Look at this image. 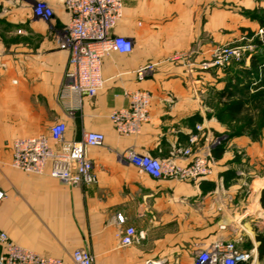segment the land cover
<instances>
[{"label": "crops", "instance_id": "crops-1", "mask_svg": "<svg viewBox=\"0 0 264 264\" xmlns=\"http://www.w3.org/2000/svg\"><path fill=\"white\" fill-rule=\"evenodd\" d=\"M38 1L54 10L49 22L34 16ZM259 6L264 2L124 0L113 31L134 48L105 57L104 88L71 114L60 98L69 65L68 50L59 46L69 21L64 0H0V188L6 192L0 233L66 264L79 248L92 253L93 264H196L197 253L218 241H234L253 253L248 264H264V84L260 78L250 84L248 99L224 96L233 91L228 80L235 70L215 63L219 47L257 35ZM150 63L153 71L140 79L138 68ZM133 90L152 94L150 119L139 133L124 135L110 113L127 106L125 93ZM240 99V109L231 104ZM58 122L67 126L62 142L51 140L58 149L84 131L104 133V144L89 149L95 184H67L47 174L50 165L45 174L12 165L16 138L50 135ZM218 137L223 144L210 148ZM178 148L209 152L213 173L193 181L155 179L125 156L132 150L188 164L193 156ZM129 227L136 241L123 245L120 235Z\"/></svg>", "mask_w": 264, "mask_h": 264}, {"label": "built area", "instance_id": "built-area-1", "mask_svg": "<svg viewBox=\"0 0 264 264\" xmlns=\"http://www.w3.org/2000/svg\"><path fill=\"white\" fill-rule=\"evenodd\" d=\"M69 14V21L59 38V46L69 52V65L60 90L61 102L69 113L80 111L85 97L96 96L105 86L103 62L111 52L129 53L133 42L125 36L114 33V28L123 16L124 0H64ZM35 17L49 22L54 10L45 1H38L33 7ZM264 34V29H259ZM239 46L225 45L216 51L215 63L222 65L226 60L238 57ZM179 56H175L178 59ZM154 69V64L138 68L137 75L145 78ZM129 104L114 108L110 119L120 134L131 135L141 131L150 119L152 94L146 90L126 91ZM67 126L64 122L56 123L50 135L38 134L30 137L16 138L12 143V165L20 170L45 174L70 185H92L97 182L94 164L89 157V149L101 146L105 135L99 131H84L82 137L64 146L55 148L51 140L62 142ZM197 137L192 136L191 141ZM218 141L210 144L213 148ZM177 154L193 156L188 164H180L175 158L161 160L149 154L128 151L125 156L138 170L155 179H175L193 181L203 179L213 173L209 152L194 154L191 148H178ZM6 198V192L0 188V202ZM118 221L124 217L118 215ZM136 241V230L129 227L120 235L123 245ZM0 242L4 253L0 264H66L57 257H48L23 248L13 243L5 232L0 233ZM253 258L251 251L239 250L234 241H218L211 249L199 251L196 264H248ZM73 264H93L92 253L79 248L72 253ZM145 264H158L147 262Z\"/></svg>", "mask_w": 264, "mask_h": 264}, {"label": "rangeland", "instance_id": "rangeland-1", "mask_svg": "<svg viewBox=\"0 0 264 264\" xmlns=\"http://www.w3.org/2000/svg\"><path fill=\"white\" fill-rule=\"evenodd\" d=\"M259 2H264V0H259ZM255 15H257L260 18L264 19V7L259 6V8L254 11ZM260 21V20H259ZM261 23V22H260ZM264 29V26H262ZM230 46H239L241 48L240 55L238 57H233L228 60H226L222 65L223 66H231L233 67L234 75L229 78L228 82L229 84H232V88L234 89V93L238 98H250V84L258 80V78L261 79V84H264V75H258L257 69L253 68L251 66V60L253 57L256 58H264V34H260L258 31L257 35L255 34L252 36V38L247 43H233L230 44ZM249 69V75H247V72L245 74H242L241 71H237L236 69ZM248 77V84L243 83L244 79ZM245 84V85H244ZM223 137H218V141L216 143V147L220 148V146L223 144Z\"/></svg>", "mask_w": 264, "mask_h": 264}, {"label": "trees", "instance_id": "trees-1", "mask_svg": "<svg viewBox=\"0 0 264 264\" xmlns=\"http://www.w3.org/2000/svg\"><path fill=\"white\" fill-rule=\"evenodd\" d=\"M260 22H261V25L264 26V19L263 18H260ZM251 66L255 69H259L261 68L264 72V58H256V57H253L252 60H251ZM234 90V89H233ZM222 95L224 96H227V97H232L234 95V91H223L222 92ZM231 104H234L238 109H240V105L242 104V100H236L235 102L231 103ZM237 109V110H238ZM262 201H263V204H264V194H263V198H262ZM262 254H264V241L261 242V245H260V257H262Z\"/></svg>", "mask_w": 264, "mask_h": 264}]
</instances>
